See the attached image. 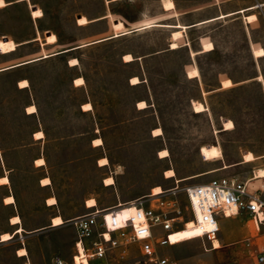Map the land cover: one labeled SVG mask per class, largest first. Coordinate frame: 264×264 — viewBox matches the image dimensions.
Instances as JSON below:
<instances>
[{
    "label": "rangeland",
    "instance_id": "obj_1",
    "mask_svg": "<svg viewBox=\"0 0 264 264\" xmlns=\"http://www.w3.org/2000/svg\"><path fill=\"white\" fill-rule=\"evenodd\" d=\"M32 1L46 10L41 19L42 28L59 34L60 42L67 46L110 36L114 32V36H119L130 32L128 29L135 25L145 24L140 26L142 30L0 73V135L7 161L6 170L0 161V176L11 171L12 179L11 185L0 186V199L12 187L18 196L27 230L44 228L34 234L24 233L29 235L24 240L19 235L12 242L1 243L0 264H22L15 255L21 245L28 248L32 264H52V258L57 254L72 260L73 249L68 246H72L77 233L71 220L94 209L87 204L91 198L96 199L98 208L120 203V216L124 219L128 216V208L134 205L125 203L151 193L156 196L154 189L157 186H161L163 192L177 187L175 197L183 216L190 221L183 190L186 184L227 174H238L246 180L256 169V177H262L260 172L264 168L260 167L264 166V160L211 171L225 162L240 160L247 151L246 160H253V153H264V12L258 15L259 19L251 18L253 20L248 23L250 34L245 22L237 15L192 29L181 23L174 25L176 28L170 25L208 18L216 12L209 0ZM221 1L231 8L249 2ZM4 5L5 1L0 0V7ZM175 5L179 10L173 9ZM78 14L83 15L78 18ZM32 15L40 17L43 10L33 8ZM103 15L107 17L88 23ZM114 20L119 21L114 23ZM155 20L170 24L152 22ZM30 29L31 19L24 5L10 11L0 8V52L11 53L18 45L13 39H2L3 35L22 39L29 36ZM204 35L216 40L217 49L194 57L193 65L199 67L200 80H187L184 63L188 49L200 48L199 39ZM56 39L54 33L47 37L48 42ZM179 45L183 47L149 56ZM212 48L211 41L203 42V50ZM38 49L39 44L32 43L10 55L28 56ZM126 53L147 57L125 63L122 56ZM72 57L79 60L73 61L75 58ZM70 58L72 65L80 63L71 67L67 64ZM132 59L131 54L125 55V60ZM3 60L4 56L0 54V64ZM193 65L186 67L189 76L199 75L198 68ZM79 75L85 77L86 85L72 86V78ZM257 75L262 80H258ZM22 76L33 80L43 127L48 132L45 138L37 139L33 146L25 148L16 146L31 140L38 123L35 117L24 114L30 98L25 90L15 87ZM138 76L144 80L149 78V82L132 86L131 82H140ZM228 77L234 85L230 86L232 81ZM221 80H224L223 86L229 87L208 92L219 87ZM149 83L155 91L152 99ZM200 83L208 93L199 95ZM148 97L152 106L139 109L138 101ZM198 98L200 102L195 101ZM88 100L93 103V110L84 111L82 103ZM84 105L86 110L92 108V104L91 107ZM139 106L146 107V101H140ZM157 128L162 130L160 134H157ZM222 128L227 130L221 132ZM36 136L43 137L44 133L36 132ZM96 138H101L102 143L96 144ZM164 149L168 150V155L161 157L160 152ZM39 154L44 155L46 164L35 167L33 161ZM104 157L108 158L107 164L101 161ZM98 162L106 166L101 167ZM169 170H174L173 177L167 176ZM44 176L50 177L51 184L42 183L50 185L41 184ZM50 195L56 198L54 206L46 204ZM9 213L10 209L0 204L1 238L3 233L12 230L7 221ZM56 214L62 216V225H69L61 230L54 228L57 226L51 224ZM245 220L251 231L234 244L207 252L198 239L196 248L177 244L163 247L162 253L174 257L180 264H197V256L210 261L209 264L229 259L250 261L255 253L264 249V233L253 231L251 217H245ZM221 225L225 239L233 226H244L245 222L225 218ZM197 233V229H181L173 239L184 242L192 240L196 237L192 235Z\"/></svg>",
    "mask_w": 264,
    "mask_h": 264
},
{
    "label": "built area",
    "instance_id": "obj_2",
    "mask_svg": "<svg viewBox=\"0 0 264 264\" xmlns=\"http://www.w3.org/2000/svg\"><path fill=\"white\" fill-rule=\"evenodd\" d=\"M251 181L223 176L186 184V210L194 221L192 228L199 230L191 239H201L206 250L213 249L214 240L220 236V218L240 214L250 215L255 230L264 233V185L256 186ZM176 192L177 187L125 203L134 204L135 209L124 219L120 216V203L105 208L96 206L89 213L74 217L71 222L77 240L72 260L56 256L52 264H180L162 253L163 247L180 243L173 239L177 231L189 228ZM219 264H264V249L250 261L224 260Z\"/></svg>",
    "mask_w": 264,
    "mask_h": 264
},
{
    "label": "crops",
    "instance_id": "obj_3",
    "mask_svg": "<svg viewBox=\"0 0 264 264\" xmlns=\"http://www.w3.org/2000/svg\"><path fill=\"white\" fill-rule=\"evenodd\" d=\"M4 1H5V5L4 6H1L0 8H6V10H8V11L12 10L14 7H17L19 5H24L26 7L27 14H28V16H30V19H31V29H30L29 36L26 37V38H22V39L21 38H15V39L14 38H10L7 35H3L2 36L3 37L2 39H13L18 45H17V49L14 50V51H12L11 53H1L0 52V54L4 56V60L2 61V64H0V73L1 72H4L6 70H11V69H14V68H17V67H20V66H24V65H27V64L36 63V62H44L48 58H53L55 56H60L61 57V56L65 55V54H67L68 52H71V51L80 49V48L85 47V46H88L90 44H93V43H96V42H100V41H103V40H106V39L114 38V37H119V36L128 34L130 32H136V31L142 30V29H139V28H140V26H142V25L145 24V23H143V24H140V25H135V26H133V28L128 29V30H130V32L125 33V34H121L119 36H114L115 35V32H114L110 36H106V37H103V38H98V39L91 40V41H86L84 43H79V44L72 45V46H67V45H64V44H62L60 42V36H59V34H57L55 32H52L51 30H46V29H43L42 28V26H41V19L45 16L46 10L44 8H42L39 4L34 3L32 0H4ZM214 1L215 0H209V4L212 5V6H215L216 12L214 14H212L211 16H209L208 18H204V19L197 20V21H193V22H189V23L176 22L174 24H170V23H160V22H158L156 20L155 21H152V22L160 23V24H170V25H172V27H175L174 25H176L177 23H181L183 25L188 26L187 29H192V28H196L197 26H201L202 24L215 22V21H218V20L226 19V18H228L230 16L237 15L238 16L237 17L238 19H242L243 22H245L246 28L248 30V33L250 32V34H251V29H250V26L248 25V23H250V21L253 20L254 18L259 19V16L258 15L261 12L262 13L264 12V0H249V2H247L245 4H242L240 6L234 7V8H231V7L227 6V4L225 3V1L219 0V1H217V3H214ZM33 8H40V9H42L43 10V15L40 16V17H34L32 15V9ZM173 9L179 10V8L176 5H175V7ZM166 10H171V9H166ZM255 10H258V11L256 12ZM82 15L83 14H78L77 17L79 18ZM222 15H224V16H222ZM106 17H107V15H103V16H100L99 18H96V19H93V20H89L88 23L100 21V20H102V19H104ZM251 18H253V19H251ZM206 20H208V21H206ZM88 23H86V24H88ZM80 25H82V24H80ZM155 26H157V25H155ZM160 26H167V25H160ZM125 28H126V26H125ZM52 33H54L56 35L57 39L54 42H48L47 41V37H48L49 34H52ZM206 40L211 41L213 43V48L210 49V50H208V51L203 50V42L206 41ZM32 43L39 44V49L36 50L35 53L29 54L28 56H11L10 55V54L18 51L21 48H25V47L29 46ZM253 45H255V43H253L252 46H251L252 52H253ZM57 47H59V48L57 49ZM181 47H183V46L179 45L176 48H172L170 46L169 48H166L164 50L156 51L155 53H152L149 56H154V55H158V54H162V53H166V52H172L173 50H177V49H179ZM199 47L200 48L195 49V50H193L192 48L191 49L190 48L189 49L187 48L188 49V58H187L186 62L184 63V77L187 80L196 79L197 82H198V80H200L199 79V77H200L199 67L193 65V63L196 62V60H195L194 57L196 55L201 54V53H204V52H212V51H215L217 49V42L211 36L204 35V36H202L199 39ZM193 53H195V54H193ZM46 54L48 56L47 57H44ZM126 54H131L132 57H133V59L132 60H129V61L128 60H125V55ZM126 54H124L122 56V59H123V61L125 63H130V62H133V61H136V60H140V58L143 59L144 57H147V56L137 57V56H134L132 53H126ZM72 58H77V57H72ZM72 58H70L69 60H67V64H69V66H71V67L72 66H76V65H78L80 63V61H79L78 64L72 65L70 63V60ZM188 65H193V67H197L198 70H199V75H197V76H189L188 70H186V67ZM259 75H262V74H259ZM259 75H257L256 78L258 80H262L263 79V75H262V79H259ZM78 77H83L85 79V77L82 76V75L75 76V77L72 78L71 85L74 86V87L85 86L86 85V79H85V82L83 84H76L75 83V80ZM138 77L140 79V82L139 83H132L130 81L131 82L130 84L132 86H136V85H139V84H144L145 82H149V78H145V80H144V78L142 76H138ZM228 78H226V79H228ZM226 79H224V80H226ZM229 79H231V78H229ZM22 80H27L28 81V85L27 86H21L20 85V81H22ZM224 80H221L220 81L219 87H217V88H215V89H213L211 91H208V92H213V91H217V90H220V89L229 87V86H223V81ZM231 81H232V79H231ZM201 84L202 83H200V86H199V95H203V94L208 93L207 91L204 90V88H202ZM232 85H234L233 84V81H232V84L230 86H232ZM15 87L18 90H25L28 93L29 98H30V101H29V103L24 108V114L27 115V116H33V117H35L37 119V123H38V127L31 134V140L29 142H27V143L19 144L16 147H20V148L30 147V146H33L36 143V140L37 139H40L41 140V139L45 138L48 135V132L43 127L42 116H41V108H40V105H39V103L37 101V98H36V92H35L34 83H33L32 78L29 77V76H22V77H20L16 81ZM262 89L264 91V83H263ZM149 90L151 92V95H150L151 99L152 98H155V91H154L153 86H151L150 83H149ZM150 97L144 98V99L140 100V101H143V100L146 101V103H147V106L146 107H140L139 106V102L140 101H138V108L139 109H146V108L151 107L152 104L150 102ZM195 101L196 102L197 101L200 102L199 98H198V100H195ZM88 102H90L92 104V108L89 109V110H86V109H84L83 105L85 103H88ZM30 105H35L36 106V111L35 112H29L28 111V106H30ZM82 109L84 111L93 110V103L91 101H89V100L86 101V102H84V103H82ZM226 130L227 129L222 128L220 131L223 132V131H226ZM38 131H42L44 133V136L43 137H37L36 136V132H38ZM4 152H5V145L3 144V141H2V138H1V135H0V161L3 164V167L6 170L7 169L6 168L7 161H6V157H5ZM247 153H249V151H247L246 153L242 154L240 160L235 161L233 163H226L225 162L220 168L215 169V170H213L211 172H215V171H218V170H226V169H229V168H231L232 166H235V165L247 164V163L255 162L257 160H264V153L255 155L253 152L252 153H253V155H254L255 158L253 160H246L245 159V156H246ZM40 157H42L45 160L44 155L43 154H39V156L37 158H35L34 161H33V165L35 167L36 166L37 167H42V166H44L46 164V162L44 164H42V165H39V164L36 163V160L38 158H40ZM98 165L101 166V167L102 166H106V165H100L99 162H98ZM226 165H227V167H224ZM260 168H264V166H262ZM256 171H257V169L254 170L253 174H251V176L249 177L251 180H254L252 182V184H254L256 186L264 185V177H256ZM9 173H11V171L3 173L2 176H0V178L3 177V176H7L9 178L10 182L9 183H2V182H0V186H3V185L7 186V185H11L12 184V179H11V176H10ZM223 176L236 177L238 179H241L238 176V174L217 175V176L212 177V178H218V177H223ZM46 177H49V176H44L43 178H41V184L43 186H48V185L51 184L50 183L48 185H44L42 183V180L44 178H46ZM246 179H248V178H246ZM203 182H205V181H203ZM11 195L14 196V201L13 202H6L5 198L7 196H11ZM52 196L53 195H50L48 198H50ZM48 198L46 199V204L48 206H54V205L57 204V203L56 204H48V202H47ZM0 204L2 206H4V207H8L10 209V213H9V215L7 217V221H8V226L9 227H12V230L6 231V232H9V233L14 234V237H12L9 240H5V241H2L1 236H0V244L3 243V242H12L19 235L24 240V237L29 236V235H23L24 233H26V234H34V233H36V232L41 231L42 229H44V228L39 227V228L34 229V230H27V226L25 224V217H24V215L22 213V210H21V207H20V203H19V200H18V196H17V194L15 193V191H14V189L12 187L11 188H8L7 189V192L1 197ZM96 206L89 207V208H94L95 209ZM17 215L20 217L21 221L19 223H12V221H11L12 217L13 216H17ZM56 215H60V214H56ZM245 217H250V215H248V214H240V215H233V216H230V217H221L220 218V221H219L220 222L219 223L220 224V229H221L220 236H219L220 247H218L216 249L222 248L225 244H234V243H236V241L239 240L243 236V234L248 233L249 231H251V226H250V224H248V222H246ZM225 218H228V219H242V220H244L245 225L244 226H233L230 229V231L228 232L226 238L224 239L222 237L223 229H222L221 223H222V221ZM66 225H69V224L66 223L65 225H60V226L58 225L57 227H54V228H58L59 230H61V228L64 227V226H66ZM19 227H22L24 229V231L23 232L20 231L18 233L15 232ZM252 229H253V231L257 232L254 229L253 226H252ZM75 231H76V229H75ZM76 240H77V238L76 239L74 238L73 243H72V246H68L69 249H73L72 256L75 253V243H76ZM197 240H198V238L192 239V240H187V241H184V242H180L178 244H184V246L189 247V248H196V247H198L197 246ZM57 241L58 240H55V244H58ZM22 247H25L27 249V251H28L27 254L22 255V254L19 253V249L22 248ZM216 249H211V250H206L205 249V251L209 252V251L216 250ZM15 255H16V257L18 259H21L23 261L22 264H27V263L32 264L29 261V258H28V256H29V250H28V248L26 246L21 245L20 247H18L15 250ZM164 255H168V254H164ZM56 256L62 257L61 255H58V254L55 255L54 257H56ZM54 257L52 258V261H53ZM62 258H64V257H62ZM64 259L66 261H68V262H71V260H69V258H64ZM209 262L210 261L205 260V259H202L200 256H197V264H209ZM93 264H109V263L107 261H97V262H95Z\"/></svg>",
    "mask_w": 264,
    "mask_h": 264
},
{
    "label": "bare ground",
    "instance_id": "obj_4",
    "mask_svg": "<svg viewBox=\"0 0 264 264\" xmlns=\"http://www.w3.org/2000/svg\"><path fill=\"white\" fill-rule=\"evenodd\" d=\"M81 17V16H80ZM119 20H114V23H117ZM73 61H77V59L75 58V59H73ZM134 80L135 79H137L136 77H134L133 78ZM75 82H76V84H82V83H84V78L83 77H78V78H76V80H75ZM79 82V83H78ZM20 85L21 86H27L28 85V81L27 80H22V81H20ZM85 107H91V103H86L85 105H84ZM30 109H32V111H30ZM28 111L29 112H35L36 111V106L35 105H30V106H28ZM156 132H157V134H160L161 132H162V130L160 129V128H157L156 129ZM38 134H43V132L42 131H39V132H37ZM97 141H99V143H97ZM94 142L96 143V144H101L102 143V139L101 138H96L95 140H94ZM160 155H161V157H166L167 155H168V150L167 149H164V150H162L161 152H160ZM101 161H102V163L103 164H107L108 163V158L107 157H104V158H102L101 159ZM36 162L37 163H39V164H43L44 162H45V160L42 158V157H40V158H38L37 160H36ZM175 175V172H174V170H169V171H167V176L168 177H173ZM260 176H262V177H264V170H262L261 172H260ZM108 181H110L111 180V178H108L107 179ZM0 181L2 182V183H9V178L7 177V176H3V177H1L0 178ZM44 183H50V179L48 178V177H46V178H44L43 180H42ZM162 193H164L163 192V189H162V187L161 186H157L155 189H154V194H157V195H160V194H162ZM5 200H6V202H13L14 201V196H7L6 198H5ZM48 202L50 203V204H55L56 203V198L55 197H51V198H49L48 199ZM88 206L89 207H92V206H95V205H97V202H96V199L95 198H91L90 200H88ZM135 209V205H131L129 208H128V215H129V213L130 212H132L133 210ZM120 210V212L122 211L121 210V208L119 209ZM11 221H12V223H19L20 221H21V219H20V217L17 215V216H13L12 217V219H11ZM188 222V229H192V226H193V224H194V221H193V219L192 220H190V221H187ZM64 223V220H63V218H62V216H60V215H57V216H55L54 218H53V226H58V225H62ZM193 229H196V228H193ZM23 230V228L22 227H19L15 232H20V231H22ZM198 230V229H197ZM199 231V230H198ZM14 234H11V233H9V232H6V233H3L2 234V241H5V240H7V239H9V238H11L12 236H13ZM218 247H220V240L219 239H215L214 240V248L213 249H216V248H218ZM19 253L20 254H22V255H25V254H27L28 252H27V249L26 248H20L19 249ZM28 264H30V263H28Z\"/></svg>",
    "mask_w": 264,
    "mask_h": 264
},
{
    "label": "snow or ice",
    "instance_id": "obj_5",
    "mask_svg": "<svg viewBox=\"0 0 264 264\" xmlns=\"http://www.w3.org/2000/svg\"><path fill=\"white\" fill-rule=\"evenodd\" d=\"M79 83V82H78ZM30 111H32V109H30ZM231 125H229V127H230ZM97 143H99V141H97Z\"/></svg>",
    "mask_w": 264,
    "mask_h": 264
},
{
    "label": "trees",
    "instance_id": "obj_6",
    "mask_svg": "<svg viewBox=\"0 0 264 264\" xmlns=\"http://www.w3.org/2000/svg\"><path fill=\"white\" fill-rule=\"evenodd\" d=\"M9 182H10V180H9ZM13 237H14V235H13ZM11 239V238H10Z\"/></svg>",
    "mask_w": 264,
    "mask_h": 264
}]
</instances>
